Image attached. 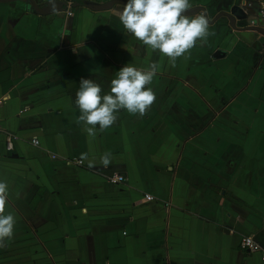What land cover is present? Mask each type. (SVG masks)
<instances>
[{"label": "crops", "instance_id": "obj_1", "mask_svg": "<svg viewBox=\"0 0 264 264\" xmlns=\"http://www.w3.org/2000/svg\"><path fill=\"white\" fill-rule=\"evenodd\" d=\"M64 1L45 15L0 0V180L17 218L0 264H264L238 247L243 235L264 247V37L219 20L172 67L125 32L123 5ZM240 1L190 3L211 19ZM153 62L146 114L122 109L90 137L76 122L81 79L108 94L121 67Z\"/></svg>", "mask_w": 264, "mask_h": 264}, {"label": "clouds", "instance_id": "obj_2", "mask_svg": "<svg viewBox=\"0 0 264 264\" xmlns=\"http://www.w3.org/2000/svg\"><path fill=\"white\" fill-rule=\"evenodd\" d=\"M191 8L190 0H127L118 15L126 33L167 57L170 66L175 67L178 58L190 57L198 41L206 44L208 37L215 34L210 31L206 15H188ZM160 67L156 62L145 69L124 65L111 80L108 94H102L99 83L82 78L75 98L80 113L76 122L83 123L87 134L95 138L97 126L100 132L113 126L122 109L144 116L156 99L149 85ZM110 155L106 152L101 158L105 166ZM8 197V182L0 180V248L14 238L17 223L14 213H6Z\"/></svg>", "mask_w": 264, "mask_h": 264}, {"label": "water", "instance_id": "obj_3", "mask_svg": "<svg viewBox=\"0 0 264 264\" xmlns=\"http://www.w3.org/2000/svg\"><path fill=\"white\" fill-rule=\"evenodd\" d=\"M30 2L31 8L38 14H49L56 11H62L65 9L66 3L64 0L50 3L45 2V6L41 8L37 6L32 0ZM258 1L259 0H242L240 2H234L230 4L226 10L219 11L213 18L209 19L210 24L216 23L219 20H223V25L234 30H248L254 34H258L264 37V30L257 25V13H258ZM126 0H107L103 3L92 2L88 0H81L79 3H73L74 5L81 4L89 10L99 11L109 9L113 4L125 5ZM204 14L206 12L202 6H192L188 15L194 16ZM207 17V15H206ZM242 22V26H237L236 23ZM224 55L221 50H215L213 52L214 58H219Z\"/></svg>", "mask_w": 264, "mask_h": 264}, {"label": "built area", "instance_id": "obj_4", "mask_svg": "<svg viewBox=\"0 0 264 264\" xmlns=\"http://www.w3.org/2000/svg\"><path fill=\"white\" fill-rule=\"evenodd\" d=\"M257 25L264 30V0L258 1V13H257ZM3 99L0 100V106ZM13 138L12 135H7L5 138V148L10 150L11 148V139ZM33 144H36L37 141L33 139L31 141ZM76 163H80V160H76ZM110 182H122L123 176L118 173L111 174L108 177ZM145 200H151V196L148 194H144ZM238 247L239 249L251 253H257L259 255L260 261L264 262V247L256 241L251 235H243L238 240Z\"/></svg>", "mask_w": 264, "mask_h": 264}, {"label": "trees", "instance_id": "obj_5", "mask_svg": "<svg viewBox=\"0 0 264 264\" xmlns=\"http://www.w3.org/2000/svg\"><path fill=\"white\" fill-rule=\"evenodd\" d=\"M71 1H72V2H78V3L80 2V0H71ZM65 3H66V2H65Z\"/></svg>", "mask_w": 264, "mask_h": 264}]
</instances>
